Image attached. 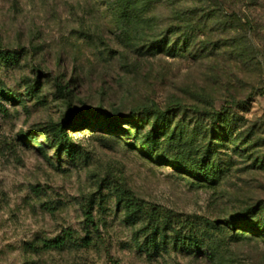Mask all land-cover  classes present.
I'll return each instance as SVG.
<instances>
[{"label": "rangeland", "instance_id": "374dc122", "mask_svg": "<svg viewBox=\"0 0 264 264\" xmlns=\"http://www.w3.org/2000/svg\"><path fill=\"white\" fill-rule=\"evenodd\" d=\"M263 4L142 0L129 13L115 0H0V49L20 52L0 61V264H264V235L232 221L258 206L247 224L264 222ZM165 36L191 52L146 54ZM178 103L174 123L208 128L192 153L214 135L189 106L235 120L211 155L214 183L149 156L133 135L150 123L130 124L132 109ZM83 105L105 115L65 125L72 155L57 151L52 126ZM119 188L164 210L166 225L127 220Z\"/></svg>", "mask_w": 264, "mask_h": 264}, {"label": "trees", "instance_id": "16d2710c", "mask_svg": "<svg viewBox=\"0 0 264 264\" xmlns=\"http://www.w3.org/2000/svg\"><path fill=\"white\" fill-rule=\"evenodd\" d=\"M120 12H133L142 3V0H115ZM264 7V4L261 5ZM242 18L239 19V22ZM173 32V31H172ZM171 32V33H172ZM247 38V37H246ZM246 38H240L237 43L239 49L240 60L244 63L247 61L249 53L247 49ZM210 45L208 44L206 48ZM220 48V47H219ZM146 54L154 55L159 52H164L169 56H174L178 51L191 52L189 44L179 46V42L169 43V39L165 36L163 39H157L146 44ZM20 57L19 51H10L0 49V61L9 64L18 63ZM9 100H15L16 97L13 93L7 94ZM185 106L183 104L170 105L163 108L151 105L146 107H136L132 109L128 115L129 123L134 124L135 127H143L144 124L150 123V127L144 134L138 130L133 133L137 138L139 145L146 151L149 156L156 155L158 158L170 162L172 165L180 168L183 172L191 175L197 181L206 183H214L215 176L212 172L213 163L210 161L211 155L216 150V145L223 141H228L232 133L231 125L235 124L232 115L226 110L225 107L220 109L211 108H198L197 106H189L194 112L205 115L210 123V133L214 135V140L210 139L203 145L202 149L198 152L192 153V148L197 141L199 133L200 138L205 140L208 136V128L202 127L197 133L192 131L189 133L184 125L179 122L174 123L176 112L180 111ZM86 109H69V121L65 123H57L51 128L50 137L51 145L57 146V151L66 152L72 155L73 143L71 138L64 130V126H76L78 124H86V118H103L105 115L101 109L91 108L83 105ZM76 122H73L74 120ZM109 123L115 129L123 130L118 124V118L108 117ZM135 122V123H134ZM77 123V124H75ZM197 151V148L194 149ZM197 153V154H196ZM116 203L120 204L124 215L127 220L135 222L136 220L145 217L149 220L148 225L153 230L159 228V222L162 226L166 225V220H169L168 215L158 206H148L145 201L136 198L130 191L119 188L115 193ZM259 212L258 206L248 207L243 212L232 218L233 223H239L250 228L252 232L259 235H264V222L256 221L252 224H247L250 217L257 215ZM86 221H92V213L89 209L84 210ZM234 223V224H235ZM65 239H57L48 242L50 246H60Z\"/></svg>", "mask_w": 264, "mask_h": 264}]
</instances>
